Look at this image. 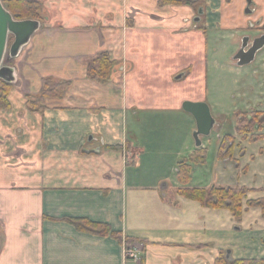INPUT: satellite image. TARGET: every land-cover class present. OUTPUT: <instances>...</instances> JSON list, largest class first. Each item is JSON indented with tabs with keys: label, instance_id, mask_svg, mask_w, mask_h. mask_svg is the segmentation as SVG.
<instances>
[{
	"label": "crops",
	"instance_id": "0c3cea01",
	"mask_svg": "<svg viewBox=\"0 0 264 264\" xmlns=\"http://www.w3.org/2000/svg\"><path fill=\"white\" fill-rule=\"evenodd\" d=\"M253 2L249 15L247 0H206L195 21L199 9L159 0H42L44 21L10 62L16 81L0 108V264H214L228 250L230 260L264 259L260 208L237 221L177 192L180 163L205 148L183 103L209 99L223 115L206 88L222 54L209 36L239 47L264 17V0ZM102 53L113 62L107 81L88 74ZM45 78L69 85L39 103ZM220 154L227 166L238 159L235 149ZM208 181L264 196V181L221 172ZM77 219L111 231L81 229Z\"/></svg>",
	"mask_w": 264,
	"mask_h": 264
},
{
	"label": "rangeland",
	"instance_id": "374dc122",
	"mask_svg": "<svg viewBox=\"0 0 264 264\" xmlns=\"http://www.w3.org/2000/svg\"><path fill=\"white\" fill-rule=\"evenodd\" d=\"M39 1L42 3V0ZM44 17L43 10L41 12L42 21H44ZM249 33L252 36L257 34L255 31H250ZM209 38L210 51L220 48L222 49V54L218 58L219 62L212 66L210 65L209 71H207L206 88L220 103L219 107L223 115L213 114L211 108L216 124L209 135L202 136V146L205 147L207 151L206 161L202 164L189 161L192 166V179H190L187 185H190V183L191 186L202 184V187H206L208 186V179L220 175V172L225 173L226 176L228 174L229 178L233 175L236 181L238 180L246 184L263 182L264 138L256 139V137L264 135L262 134L264 125L261 130H255L253 128L246 134H239L237 130V113L240 112L244 115L251 113H258L260 115L263 113L260 110L257 111V109L264 110V48L257 52L255 59L251 63L239 66L234 60V54L240 46L237 47L238 49L236 48V43L233 42L232 37H225L222 39L223 41L219 46L211 42L210 36ZM13 41L14 37L11 36L9 46ZM8 57L7 54L5 63L8 62ZM0 95H3V85L1 81ZM206 102L210 105L209 99ZM261 119L264 121V114ZM221 140L222 142H227V144L228 141L233 142V144L230 143L226 146L227 152L234 151V149L237 152L238 159H232L230 163H228L232 164V166H227L225 160L223 161L221 159L224 157V154H220ZM194 142H196L195 138ZM218 154L222 157L218 158ZM226 182H228L227 179ZM230 182H235V180L233 181L232 179ZM248 189L250 191L243 201V205L246 208L248 207L249 200L254 199L250 198L249 195L251 192H255V190ZM261 190L264 191V189Z\"/></svg>",
	"mask_w": 264,
	"mask_h": 264
},
{
	"label": "trees",
	"instance_id": "16d2710c",
	"mask_svg": "<svg viewBox=\"0 0 264 264\" xmlns=\"http://www.w3.org/2000/svg\"><path fill=\"white\" fill-rule=\"evenodd\" d=\"M206 0H159V5L188 4L199 9L204 6ZM6 8L11 11L16 19H38L41 20V12L44 10L39 0H3ZM113 69V62L108 53H102L100 56L92 59L88 64V74L91 78L98 81H107L110 79ZM3 85V95H0V108L9 106L8 94L12 85L1 81ZM69 85L67 81H56L52 78H45L43 87L38 96V102H42L47 97L61 95ZM38 102L30 101L32 107ZM264 113H251L244 115L237 114V130L239 134H246L248 131L261 130L264 121L261 119ZM260 119V120H259ZM264 138V135L257 136L256 139ZM227 142L223 141L220 147L221 152L225 150ZM228 151V150H227ZM207 151L205 148L194 152L189 158L184 159L179 167V179L184 186L177 189V192L187 198L199 201L203 206L212 208L229 209L237 221L243 219L244 213L248 208L257 207L262 211L264 217V197L252 199L248 202V207L243 205L244 199L250 191L245 186H221L213 184L209 187H189L187 184L191 179V169L189 161L192 163H204L206 161ZM81 229H87L100 234H107L111 231L109 225L96 223L87 219H77L72 221ZM214 264H264V259H246L230 260L225 252Z\"/></svg>",
	"mask_w": 264,
	"mask_h": 264
},
{
	"label": "water",
	"instance_id": "95a60500",
	"mask_svg": "<svg viewBox=\"0 0 264 264\" xmlns=\"http://www.w3.org/2000/svg\"><path fill=\"white\" fill-rule=\"evenodd\" d=\"M249 6L247 13H251L250 5L252 0H247ZM198 17L195 21H200L204 14L202 7L198 10ZM42 20L38 19H16L0 0V81L13 84L16 81V67L10 62L20 56L23 49L30 43L32 37L40 30ZM14 37V41L9 46L10 37ZM264 48V34L255 38L250 42V37L243 39L242 45L234 56V60L239 66L251 63L259 50ZM8 54V62L5 63ZM185 111L192 114L196 120L197 128L194 131L196 146H202V136L209 135L216 124V120L212 115L211 107L206 101H185L183 103ZM231 251H227V257L230 258Z\"/></svg>",
	"mask_w": 264,
	"mask_h": 264
},
{
	"label": "flooded vegetation",
	"instance_id": "af4514ba",
	"mask_svg": "<svg viewBox=\"0 0 264 264\" xmlns=\"http://www.w3.org/2000/svg\"><path fill=\"white\" fill-rule=\"evenodd\" d=\"M249 6V4H248V1H247V7ZM247 7H246V9H247ZM202 8L204 9V6H202ZM250 9H251V13H247V14H249V15H254L255 13H256V11H257V9H258V6L253 2V0H252V3H251V5H250ZM205 12V11H204ZM204 15V14H203ZM249 31H247L248 33L246 34V35H244L243 37H242V41H241V45H242V42H243V39H244V37H246V36H249L250 37V42L251 41H253L255 38H257V37H259V36H261V35H263L264 34V17H260V18H258V19H256L255 21H252L250 24H249V29H248ZM250 31H255V33H257V34H255L254 36H252L249 32ZM241 45H240V47H241ZM240 49V48H239ZM238 49V50H239ZM238 52V51H237ZM236 52V53H237ZM235 56V55H234Z\"/></svg>",
	"mask_w": 264,
	"mask_h": 264
},
{
	"label": "built area",
	"instance_id": "2783aa9c",
	"mask_svg": "<svg viewBox=\"0 0 264 264\" xmlns=\"http://www.w3.org/2000/svg\"><path fill=\"white\" fill-rule=\"evenodd\" d=\"M127 254L129 258H133L135 260H140L139 254L132 248L128 247Z\"/></svg>",
	"mask_w": 264,
	"mask_h": 264
}]
</instances>
